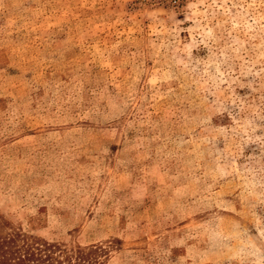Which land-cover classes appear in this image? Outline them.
Masks as SVG:
<instances>
[{
  "label": "rangeland",
  "instance_id": "1",
  "mask_svg": "<svg viewBox=\"0 0 264 264\" xmlns=\"http://www.w3.org/2000/svg\"><path fill=\"white\" fill-rule=\"evenodd\" d=\"M100 264H264V0H0V235Z\"/></svg>",
  "mask_w": 264,
  "mask_h": 264
},
{
  "label": "trees",
  "instance_id": "2",
  "mask_svg": "<svg viewBox=\"0 0 264 264\" xmlns=\"http://www.w3.org/2000/svg\"><path fill=\"white\" fill-rule=\"evenodd\" d=\"M92 251L21 232L0 235V264H100Z\"/></svg>",
  "mask_w": 264,
  "mask_h": 264
}]
</instances>
